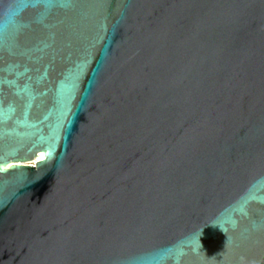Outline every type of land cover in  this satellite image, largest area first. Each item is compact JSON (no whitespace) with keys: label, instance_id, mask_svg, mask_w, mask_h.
Here are the masks:
<instances>
[{"label":"water","instance_id":"1","mask_svg":"<svg viewBox=\"0 0 264 264\" xmlns=\"http://www.w3.org/2000/svg\"><path fill=\"white\" fill-rule=\"evenodd\" d=\"M0 264H264V0H0Z\"/></svg>","mask_w":264,"mask_h":264},{"label":"bare ground","instance_id":"2","mask_svg":"<svg viewBox=\"0 0 264 264\" xmlns=\"http://www.w3.org/2000/svg\"><path fill=\"white\" fill-rule=\"evenodd\" d=\"M45 156H43V155H40V156H37V158L34 160V163L36 162V161H38L39 159H42V158H44Z\"/></svg>","mask_w":264,"mask_h":264}]
</instances>
